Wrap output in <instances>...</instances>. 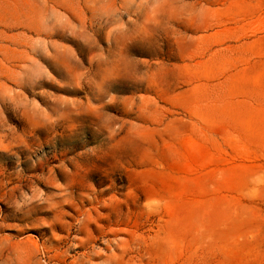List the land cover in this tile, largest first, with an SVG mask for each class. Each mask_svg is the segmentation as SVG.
Segmentation results:
<instances>
[{"label":"rangeland","instance_id":"1","mask_svg":"<svg viewBox=\"0 0 264 264\" xmlns=\"http://www.w3.org/2000/svg\"><path fill=\"white\" fill-rule=\"evenodd\" d=\"M0 264H264V0H0Z\"/></svg>","mask_w":264,"mask_h":264}]
</instances>
